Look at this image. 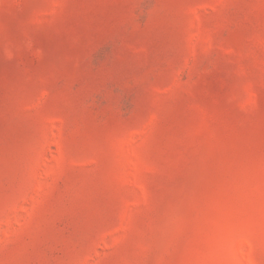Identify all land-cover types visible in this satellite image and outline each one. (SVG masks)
<instances>
[{
  "label": "rangeland",
  "instance_id": "1",
  "mask_svg": "<svg viewBox=\"0 0 264 264\" xmlns=\"http://www.w3.org/2000/svg\"><path fill=\"white\" fill-rule=\"evenodd\" d=\"M0 264H264V0H0Z\"/></svg>",
  "mask_w": 264,
  "mask_h": 264
}]
</instances>
